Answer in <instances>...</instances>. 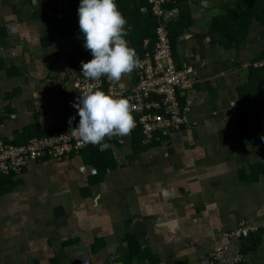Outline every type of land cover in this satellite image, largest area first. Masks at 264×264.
Segmentation results:
<instances>
[{
	"label": "crops",
	"instance_id": "crops-1",
	"mask_svg": "<svg viewBox=\"0 0 264 264\" xmlns=\"http://www.w3.org/2000/svg\"><path fill=\"white\" fill-rule=\"evenodd\" d=\"M116 3L139 55L152 27L156 37L149 5ZM79 4L0 0L1 141L78 126L72 81L92 59ZM169 18L175 64L194 71L186 126L153 145L137 131L0 175V264H213L218 248L264 264V229L227 235L264 223V67H253L264 58V0H176ZM135 81L132 71L116 83Z\"/></svg>",
	"mask_w": 264,
	"mask_h": 264
},
{
	"label": "built area",
	"instance_id": "built-area-1",
	"mask_svg": "<svg viewBox=\"0 0 264 264\" xmlns=\"http://www.w3.org/2000/svg\"><path fill=\"white\" fill-rule=\"evenodd\" d=\"M174 0H147L150 11L157 18L156 37L153 45L147 42L146 49L140 53L139 66L133 71L136 81L129 89H124L107 77L90 81L76 75L72 85L81 95V91L93 86L97 89L105 88L117 97L130 98L135 118V127L129 135L105 138L103 143H124L135 132L141 134L142 146L157 143L162 137L174 135L182 131L189 121L188 108L182 104L185 91L194 88V71L191 67H177L174 61V51L170 32V4ZM254 68L264 67V58L253 63ZM74 127H67L52 131L42 136H33L24 144H12L0 140V175H18L31 162L49 158L61 160L79 153L86 148H97L99 145L84 144L74 135ZM101 151V150H100ZM262 226L243 221L228 237L240 240L256 234ZM213 264H242L244 257L237 254L233 260L225 257V249L218 248L213 257Z\"/></svg>",
	"mask_w": 264,
	"mask_h": 264
},
{
	"label": "clouds",
	"instance_id": "clouds-1",
	"mask_svg": "<svg viewBox=\"0 0 264 264\" xmlns=\"http://www.w3.org/2000/svg\"><path fill=\"white\" fill-rule=\"evenodd\" d=\"M78 17L84 47L92 53L91 60L82 62L83 77L120 82L139 66L137 53L126 39L127 20L116 0H80ZM74 107L80 117L74 135L84 144L99 145L101 151L108 148L105 138L129 135L136 124L130 98L93 86L81 91Z\"/></svg>",
	"mask_w": 264,
	"mask_h": 264
},
{
	"label": "trees",
	"instance_id": "trees-1",
	"mask_svg": "<svg viewBox=\"0 0 264 264\" xmlns=\"http://www.w3.org/2000/svg\"><path fill=\"white\" fill-rule=\"evenodd\" d=\"M142 1H145L147 4H148V2H147V0H142ZM175 1L176 0H174L171 4H170V6L171 5H173L174 3H175ZM149 10H150V7H149ZM74 11V6H72V12ZM71 12V13H72ZM150 13H151V11H150ZM151 16L155 19V31H156V27H157V18L155 17V16H153V14L151 13ZM74 29H75V26H74ZM154 28L152 27L151 28V33H149V34H151V37L149 38V34L148 35H146L145 36V38H143L142 40H141V43H142V45H135L137 48H138V50H139V52L140 53H142V52H144V50L146 49V47H145V45H147V43H145V40L146 39H150L151 41L149 42V44L150 45H152L153 43H154V41L153 40H155L154 39V35H153V32H152V30H153ZM76 30H78L77 29V27H76ZM78 33H80V31H77ZM156 34V33H155ZM153 42V43H152ZM173 45V44H172ZM139 53V54H140ZM83 55L85 56V53H83ZM141 144V143H140ZM262 231V230H261ZM261 231H259V232H257V233H260Z\"/></svg>",
	"mask_w": 264,
	"mask_h": 264
},
{
	"label": "rangeland",
	"instance_id": "rangeland-1",
	"mask_svg": "<svg viewBox=\"0 0 264 264\" xmlns=\"http://www.w3.org/2000/svg\"><path fill=\"white\" fill-rule=\"evenodd\" d=\"M243 221H246V220H243ZM243 221H241L240 224H241ZM247 222H248V221H247ZM249 223H250V222H249ZM131 247H132V249H134L135 246H131ZM213 255H214V253L212 252V253L209 255L208 259H209V258H212Z\"/></svg>",
	"mask_w": 264,
	"mask_h": 264
}]
</instances>
